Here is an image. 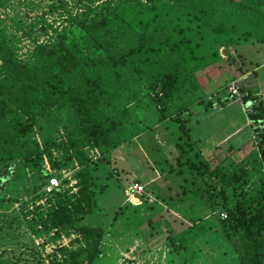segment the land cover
Returning a JSON list of instances; mask_svg holds the SVG:
<instances>
[{"label": "trees", "instance_id": "trees-1", "mask_svg": "<svg viewBox=\"0 0 264 264\" xmlns=\"http://www.w3.org/2000/svg\"><path fill=\"white\" fill-rule=\"evenodd\" d=\"M51 1L45 14L55 13L65 25L53 27L40 15L45 35L26 33L35 41L26 60L12 44L14 36L0 26V174L18 163V182L7 190L0 184V224L19 203L16 211L24 231L56 242L45 255L48 264H96L106 231L81 223L95 210L96 161L89 151L99 149L104 156L124 144L127 140L121 134L137 126V121L141 123L138 111L148 101L157 124L175 122L182 133L174 141L175 164L180 167L176 175L181 177L185 170L197 189L196 183L205 179L219 183L217 192L211 186L203 193L198 190L200 197L220 196L226 218L215 210L214 227L225 248L239 264H264L263 102L238 88L242 95L247 93L241 102L253 103L246 115L252 122L262 177L252 186L243 165L228 170L223 163L214 166L198 154L191 155L194 142L181 118L192 106L202 104L204 89L225 88L236 78L222 71L219 48L235 50L241 39L251 36L250 28L243 25L262 19L264 0L242 1L241 7L233 0H104L98 5L94 0ZM10 3L0 0L2 7ZM230 55L225 67L245 75L244 61ZM64 109L67 118L61 120L59 138L41 134L37 143L35 130L53 126L57 133L58 125L49 117ZM43 156L55 176L78 164L73 174L76 192L65 188L63 181L45 194L43 188L51 175L43 168ZM43 198L45 204H39ZM183 222L176 233L168 228L173 234L166 237L171 253L188 247L186 237L196 227ZM10 228L0 225V232ZM63 236L68 243L60 246ZM12 263L6 249L0 251V264Z\"/></svg>", "mask_w": 264, "mask_h": 264}, {"label": "rangeland", "instance_id": "rangeland-1", "mask_svg": "<svg viewBox=\"0 0 264 264\" xmlns=\"http://www.w3.org/2000/svg\"><path fill=\"white\" fill-rule=\"evenodd\" d=\"M11 1L12 3L5 7L0 6V26L14 36L11 38L12 44L18 49L19 57L26 60L35 45L33 37L30 36L43 34L40 30V15L47 19V23H53V27L60 25L61 28L65 22L61 23L55 13L45 14L51 0ZM102 1L104 0H94V4L98 5ZM242 1L248 2L233 0L238 7L243 5ZM246 25L250 28L251 36L241 39L240 46L235 50L221 46L219 54L222 48L227 53L220 64L222 71L228 72L226 76L235 75L236 78L232 82L236 87H243L250 96L258 98L264 105V40L261 41L264 39V15L258 23H247L243 26ZM230 54L236 57L238 62L244 61L242 63L246 68L243 69L247 71L245 75L240 76L233 68L225 67L227 62L224 61ZM251 64L252 68H249ZM230 77L227 79L230 80ZM227 87L211 91L204 89L202 104L192 106L189 113L181 118L186 120L191 141L194 142L191 155L198 154L199 158L211 162L214 166L223 163L222 167L228 170L232 169V166L243 165L252 186L262 177L257 162L252 122L246 115L253 103H242L241 100L247 93L242 95L239 90L235 100L230 99ZM199 93L200 91L197 94ZM67 112V109H64L50 114L49 118L59 126L57 130H63L60 126L61 120H66ZM138 113L137 119L141 123L137 121V126L121 134L127 140L124 144L104 156L98 149L101 157L95 160V181L92 190L95 210L81 221L82 224L103 227L106 231L102 252L96 264H118L120 259L130 256L131 251L140 264H239L234 253L225 248L226 242L215 230L217 219L213 212L216 210L222 219L226 218L223 217L225 210L220 196H213L211 199L206 195L200 197V191L203 193L209 186L215 187L217 192L219 183L215 184V179H205L196 183L198 189H201L199 191L195 184L191 183V174L184 170L181 177L176 175L180 167L175 164L178 153L174 141L182 134L177 124H157L155 109L148 101L140 105ZM49 118L46 120L51 122ZM42 124L45 127L47 122L44 120ZM59 130L56 133V127L53 126L35 130L34 138L37 143H41V134L59 138ZM171 168L173 169L170 172ZM17 173L18 163L5 174H0V184L4 189L7 190L10 184L18 182ZM134 183L145 187L146 195L140 204L130 202L126 193L127 187ZM22 188L23 185L19 184V191H22ZM183 191L185 196L182 195ZM24 199L26 196L21 200ZM149 199L152 202H149ZM18 208L19 203L14 205L12 215L0 224L11 227L0 232V251L6 249L9 261L15 262L12 264H48L45 245H56V242H47L44 239L43 244H36V240L43 236H34L24 231L21 217L16 211ZM180 221L187 225L195 223L196 227L188 232V247L176 254L169 252L166 237L172 234L169 229L176 233L182 228ZM194 237L195 242L190 241ZM58 241H62V237ZM126 260L128 264L133 262L128 258Z\"/></svg>", "mask_w": 264, "mask_h": 264}, {"label": "built area", "instance_id": "built-area-1", "mask_svg": "<svg viewBox=\"0 0 264 264\" xmlns=\"http://www.w3.org/2000/svg\"><path fill=\"white\" fill-rule=\"evenodd\" d=\"M220 55L222 58L225 57L226 53L224 51V49L222 48L220 50ZM238 87H236L235 83H231L228 87H227V93L229 95V97H234L236 98V95H239V91H238ZM55 155V153H54ZM89 157L91 158L92 161L97 160L100 157L99 151L97 149H92L89 151ZM43 168L46 171L47 175H51L48 178V182L47 184L44 186V192L46 195L51 194L55 189L59 188L61 186V184L63 183V181H66V185L65 188H71L72 191L71 192H76L77 188H76V180L73 178V174L75 173L76 170H78L79 166L77 163L73 164V167L70 169H62L59 171V176H55L54 173L55 171L53 170V168L51 167V164L49 163L48 159L46 158V156H43ZM126 193L129 195V200L130 202H134L137 204H140L141 201H144V195H146L145 192V187L144 185H141L139 183H134L131 184L127 187L126 189ZM149 202L150 199L148 200ZM46 199L43 198L39 201V204H45ZM223 217H226L225 215ZM44 243V238H39L36 240V244L40 245ZM58 243H60V246H65L68 243V238H64L62 237V241H59ZM54 244L51 243H47L45 245V251L46 253H49L52 251V249H54ZM133 261L131 264H140L141 262L139 261V259H137L136 257L133 256V251H131L130 256L127 257H123L122 259L119 260L118 264H128L127 263V259ZM48 263V262H46Z\"/></svg>", "mask_w": 264, "mask_h": 264}]
</instances>
